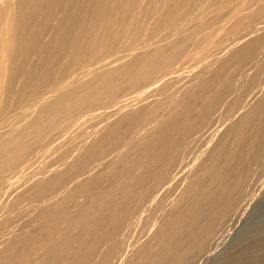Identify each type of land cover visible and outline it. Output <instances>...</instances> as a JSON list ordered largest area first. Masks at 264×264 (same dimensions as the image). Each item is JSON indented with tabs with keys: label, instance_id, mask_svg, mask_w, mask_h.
Instances as JSON below:
<instances>
[{
	"label": "bare ground",
	"instance_id": "bare-ground-1",
	"mask_svg": "<svg viewBox=\"0 0 264 264\" xmlns=\"http://www.w3.org/2000/svg\"><path fill=\"white\" fill-rule=\"evenodd\" d=\"M190 41L217 55L172 104ZM262 52L264 0H0V264H131L139 224L148 264L206 251L260 178L264 87L245 67ZM85 110L103 123L73 145Z\"/></svg>",
	"mask_w": 264,
	"mask_h": 264
},
{
	"label": "rangeland",
	"instance_id": "rangeland-1",
	"mask_svg": "<svg viewBox=\"0 0 264 264\" xmlns=\"http://www.w3.org/2000/svg\"><path fill=\"white\" fill-rule=\"evenodd\" d=\"M222 22V21H221ZM221 22H217L216 24H215V28H216V33H218L217 32V30L219 31V32H222L221 30H223V27H221V26H223V23H222V25H220L221 24ZM220 23V24H219ZM221 28H220V27ZM218 27V28H217ZM212 40H213V37L211 38ZM209 40V43H211V41L212 40ZM214 39H215V36H214ZM190 43H191V45H190ZM194 44V43H193ZM192 44V42L190 41L189 43H188V45H190V46H186V47H189V48H187V49H185V50H187L186 52L184 51V53H187V54H184V59H183V57L181 58V56H179L177 59H175V60H177V61H175L174 60V64L172 63V68H175V70L173 69V71H176L177 73H180L179 75H178V77L180 78H178V81H179V83H178V81H174V82H172V83H170V88H171V90L169 89V87L167 86L166 87V89L164 90L163 89V91H164V93H170L172 96H171V99L173 98L174 100L176 99V94H177V96L179 97L182 93V91H184L185 90V88H187L186 86H185V84L187 85V84H189L188 83V80H187V83H185L186 81V77H188L187 75L192 71V72H197V71H199L200 70V68H201V64L202 63H206V62H208L207 60H209V62L211 61L210 59H214V56H216L217 54H215L214 52H217V50H215V49H213V48H211L210 49V51L208 50H203V48H202V50L201 49H199V48H197V46L196 45H193ZM212 44V43H211ZM193 45V46H192ZM195 46V47H194ZM185 47V48H186ZM190 50H192V51H190ZM198 50H200L199 51V53H198ZM213 50H215L214 52H213ZM203 51V52H202ZM206 52V53H205ZM190 53V54H189ZM195 53V54H194ZM204 54V55H202V54ZM208 53L210 54V55H208ZM213 53V54H212ZM222 53V54H221ZM262 53H264V52H262ZM262 53L260 54V55H258L257 57H259V58H257L256 57V61L255 60H253L252 61V63L250 64V65H247L246 67H245V70L246 69H248L250 66V68L247 70V72H249V74L251 73L252 75L251 76H253V74L254 73H256V74H258L259 76H258V79H260V80H258V86L260 85H262V87H264V82H261V80L262 79H264V57H261V55H262ZM212 54V55H211ZM218 54H220V55H224V51L222 52H218ZM186 55L188 56V57H186ZM201 55H202V57H201ZM197 56V58H193V57H196ZM199 56V57H198ZM211 56H213V58H211ZM262 56H264V55H262ZM185 57H186V59H185ZM181 58V59H180ZM188 58V59H187ZM200 58H202V59H200ZM194 59H197V60H194ZM181 60H183L182 62L179 61ZM203 61L202 63L200 62V61ZM205 60V61H204ZM258 60V61H257ZM186 62V64H185V62ZM189 61V62H188ZM194 61V62H193ZM196 61V62H195ZM199 61V62H198ZM176 62H178V63H176ZM198 62V63H197ZM255 62V63H254ZM257 62H259L258 64H256ZM184 63V64H183ZM200 63V64H199ZM194 64V65H193ZM199 64V65H198ZM252 64H256L255 66L253 65L252 66ZM177 65H179V66H177ZM184 65V66H183ZM186 66H188V67H186ZM200 66V67H199ZM249 66V67H248ZM199 67V68H198ZM254 67H258L257 69H254ZM171 68V69H172ZM178 68V69H177ZM186 68V69H185ZM180 69V70H179ZM197 69V70H196ZM199 69V70H198ZM259 69V70H258ZM183 70V71H182ZM189 70H191V71H189ZM251 70V71H250ZM256 70H258V71H256ZM189 71V72H188ZM254 71H256V72H254ZM186 72V73H185ZM176 73V74H177ZM188 73V74H187ZM262 73V74H261ZM235 74H237V73H235ZM186 77H185V76ZM237 76V77H236ZM256 76V75H255ZM235 77H236V80L234 79V74H233V79H234V81H237V80H239L238 78H240V76L237 74V75H235ZM242 78V77H241ZM233 81V80H232ZM147 83H149V82H143L142 84H146V86H147ZM185 83V84H184ZM261 83V84H260ZM141 84V86H144V85H142ZM180 85V86H179ZM243 85V84H242ZM242 85H240L239 83H238V88L240 89H242L244 86H242ZM141 86H139L141 89L140 90H142L143 88L141 87ZM146 86H144L145 88H146ZM241 86V87H240ZM138 87V88H139ZM149 86H147V88H148ZM175 88V89H174ZM169 90L168 92H165L166 90ZM136 90V91H135ZM135 90H133L134 91V93H136L137 91H139V89L137 90V89H135ZM262 91L260 92V94H264V93H262V92H264V88H262L261 89ZM162 91V92H163ZM173 91H175V92H173ZM181 91V92H180ZM157 93L158 95H163V93ZM130 94V97H132V95H134V93L132 92H129ZM174 95H173V94ZM231 93H234L233 91L232 92H230V94ZM127 94H128V92H127ZM126 93L125 94H122V99H121V96L118 98V101L119 100H121V101H124L126 98H127V96H124V95H127ZM163 95V96H158V95H153L152 96V98H156V99H159V98H161V97H166V96H168V94L167 95ZM180 94V95H179ZM232 95V94H231ZM230 95V96H231ZM124 96V97H123ZM174 96H175V98H174ZM159 97V98H158ZM169 97V96H168ZM177 97V98H178ZM124 99V100H123ZM128 100H125L124 102H126V101H129V99H131V98H127ZM162 99V98H161ZM173 99H172V104L174 103V101H173ZM148 100H151L150 98L148 99ZM123 102V103H124ZM120 103H122V102H120L119 101V104ZM170 103H171V100H170ZM247 107V106H246ZM245 109H247V108H245ZM14 112V111H13ZM82 112H84V114L82 113ZM81 113H82V115H85V116H83L82 117V115L81 114H79L78 115V120H77V122H80V121H82V122H80V124L82 125V128H80L79 129V127H81V125H79V124H77V125H79V127L76 125V127L74 126L73 127V129H72V131L74 132V134H73V132H71L70 130H69V132H71L73 135H71L69 132H66L65 133V136H66V138H67V136H69V138L71 139V140H73V145L75 144V138H76V140H80L81 139V137L83 138V136L84 137H86V134H89V132L88 131H90V132H92L93 130L92 129H90V127L91 128H97L98 126L97 125H101L103 122H100L99 120H96V121H93L94 120V118H90V111H82ZM15 114V113H14ZM13 114V115H14ZM87 114V115H86ZM88 114H89V121H88V119L86 120V118L88 117ZM218 114V113H217ZM237 114V113H236ZM80 116V117H79ZM87 116V117H86ZM214 116H216V118L218 119V121L217 122H215L216 124L215 125H220V127L221 126H225V124H227V121L229 122V120H227V119H225L224 118V120H223V117H225V116H223L222 117V115L220 116V115H216V114H214ZM218 116V117H217ZM220 116V117H219ZM235 116H238V114L237 115H235ZM86 117V118H85ZM83 118V119H82ZM220 118V119H219ZM82 119V120H81ZM93 119V120H92ZM84 120H86L85 122H84ZM222 120V121H221ZM98 121V122H97ZM94 122H95V124H94ZM97 122V123H96ZM84 123V124H83ZM99 123V124H98ZM224 123V124H223ZM87 125L89 126V127H87ZM93 125L94 126H97V127H93ZM99 125V126H100ZM87 128H86V127ZM78 127V128H77ZM75 128V129H74ZM78 129H79V131H78ZM82 129V130H81ZM76 131V133H75V131ZM83 131L84 132H86V134L84 133L83 134ZM80 132H82V133H80ZM77 133H79V134H77ZM76 134V136L74 137V135ZM80 136V138L79 137H77V136ZM65 136H63V140H65L66 138H65ZM79 138V139H78ZM68 140V142H71V141H69V139H66L65 140V143H66V141ZM64 143V142H63ZM72 143V142H71ZM77 143H79V142H77L76 141V144ZM69 143H67V145L66 144H64L61 148L63 149V148H67L69 145H68ZM72 145V144H71ZM70 145V146H71ZM66 146V147H65ZM59 147V148H60ZM59 148H57V149H59ZM40 150L39 152L41 153L40 154V156L41 157H43V154H42V152H43V150H41L42 148H40L39 149V147H37L36 148V152H37V155L39 154V152H38V150ZM62 149H59L60 151H62ZM195 151H193V150H191L189 153L191 154H187V157L188 158H186V160L188 161V160H190L191 158V156L193 157L194 156V153L196 152V148H193ZM59 150H53V152H52V155H51V153L50 152H48V154L46 153V155L45 156H50L49 158H44V159H46L45 161L44 160H42L41 161V159L40 160H38V166L39 165H41L42 163H43V161L45 162V164L48 162V164H49V162L51 161L50 159H53V161L52 162H54L55 161V163H56V159L55 158H57V154L59 153H62V152H59ZM64 150V149H63ZM42 151V152H41ZM55 151H56V153H55ZM65 151V150H64ZM49 153H50V155H49ZM193 153V154H192ZM55 154V155H54ZM190 155V156H189ZM55 156V157H54ZM262 157V159H259L260 161H258L257 162V164L255 165V166H257V170H258V172H259V174H260V178H258V181H256L257 183L258 182H260V183H255V185H256V189H257V186L258 185H260V184H262V185H264V156H261ZM40 158V157H39ZM38 158V159H39ZM47 159H48V161H47ZM42 162V163H41ZM260 162V163H259ZM36 164V165H37ZM44 164V163H43ZM50 164H52L51 162H50ZM261 164V165H260ZM33 167H36L35 165L33 166ZM261 173H262V175H261ZM108 182H110V181H107V180H105V181H102V183H108ZM255 185H253L251 188H250V190H249V195L247 196L248 198H246V200L245 201H241V202H239V204H237L236 206H238V207H234L233 208V210H231V215L229 214L227 217H225V219H227L228 220V218H230V221H232V222H229L228 223V221L227 220H225V222L222 224V226H223V228L222 227H220V231L219 230H217L218 232H216V234H218V236H214L213 238H212V240H210L209 242H211V243H209L208 244V248H210V249H206V251H204V252H202V253H191L190 255H187L186 253V255L184 254L183 256H186L187 258L189 257V260H190V257H191V259L193 258L194 259V257L193 256H195V255H197L195 258H200V260H190V261H188L187 260V258L186 257H184V258H181L180 259V261L182 260L183 261V259H185L186 258V260H184V261H187V262H182L181 261V263L179 262V263H177V264H264V238H260V236L261 237H264V223H262V222H264V216H262V215H264V192H260L259 190L260 189H262L261 191H264V188H262V187H264V186H261L260 185V187L258 186V190H256L255 189ZM254 187V188H253ZM253 188V189H252ZM256 190V191H255ZM252 191V192H251ZM259 192V193H258ZM178 192H174V194L172 195V197H174L176 194H177ZM251 193H253V195L251 194ZM254 193H257V194H254ZM258 194H262V195H258ZM251 195V196H250ZM256 195H257V197H256ZM249 196H250V198H249ZM253 197V198H252ZM261 197V198H260ZM252 198V199H251ZM255 198H257V200L255 199ZM258 198H259V200H258ZM250 199H251V201H250ZM256 201V202H253V201ZM248 201V202H247ZM262 201V202H261ZM251 205H250V204ZM241 204L242 205H244L245 206V204L246 205H248V207L251 209L250 211H249V208L247 207V210H245L246 208L244 207V206H241ZM257 204H261L260 206H257ZM242 207V212H241V210H240V206ZM254 206V207H253ZM244 207V208H243ZM238 208V209H237ZM258 208V209H257ZM245 211H244V210ZM262 209V210H261ZM236 210V212H238V213H236V214H233V213H235L234 211ZM238 210V211H237ZM239 210H240V212H239ZM258 210V211H257ZM232 211H233V213H232ZM247 212V213H246ZM252 212H254V213H252ZM239 213H241V214H239ZM244 214V215H243ZM260 214V215H259ZM235 215V216H234ZM239 217H238V216ZM159 218H160V216H159V214L157 215ZM241 216V217H240ZM244 218H243V217ZM258 216V217H257ZM237 217V218H236ZM260 217V218H259ZM159 218H155V219H151V221L154 223H157L158 224V222H160L159 220ZM241 219H243V220H241ZM254 219H255V221H254ZM261 219V220H260ZM241 220V221H240ZM249 222H248V221ZM252 220V221H251ZM236 221V222H235ZM244 221V222H243ZM235 222V223H234ZM238 222V223H237ZM152 223V224H153ZM230 225L229 227H228V224ZM242 223V224H241ZM231 224H235V225H231ZM260 224V225H259ZM141 224H139V226H137V228H136V230L137 229H139L138 227H141L140 226ZM148 225V224H147ZM151 224H149L148 225V228L146 229V227L145 228H143L142 227V230H144V231H141V229L140 230H138V231H136L135 230V228H134V230H132L131 231V233L128 235V237L125 239L126 240V242H125V245L123 244V249L125 250H123L125 253H127V256L130 258V262L129 263H131V264H135L134 262H144V259H146L145 258V255L147 254V253H143V251H145L144 249H145V247H146V251H147V248L149 247V246H151V247H153V243L155 242V239H154V241H148V243H144V241H145V239L147 238H149L151 235L150 234H152L153 233V231H154V227H153V229H152V226L153 225H151V227L149 228V226H150ZM227 225V226H226ZM256 225V226H255ZM155 227H156V224L154 225ZM235 226V227H234ZM240 226V227H239ZM233 227V228H232ZM246 227V228H245ZM222 228V229H221ZM226 228V229H225ZM228 228H230V229H233V231L232 230H230V231H228L229 229ZM241 228V229H240ZM248 228V229H247ZM258 228V229H257ZM150 229V230H149ZM257 229V230H256ZM261 229V230H260ZM152 231V232H151ZM224 231V232H223ZM250 231V232H249ZM251 231H252V233H251ZM254 231V232H253ZM257 231V232H256ZM137 232V233H136ZM140 232H142V233H140ZM148 232V233H147ZM228 232V233H227ZM230 232V233H229ZM239 232V233H238ZM145 233V234H144ZM146 233H147V235H146ZM226 233H227V235H226ZM232 233H234V234H232ZM242 233H243V235H242ZM246 233V234H245ZM262 233V234H261ZM222 234V235H221ZM236 234V235H235ZM246 236H245V235ZM250 236H249V235ZM132 235V236H131ZM148 235H150V236H148ZM247 235L249 236V237H247ZM255 235V236H254ZM145 236V237H144ZM233 236V237H232ZM235 236V237H234ZM239 236V237H238ZM253 236V237H252ZM257 236V237H256ZM244 237V238H243ZM256 237V238H255ZM217 238V239H216ZM248 238H249V240H248ZM251 238V239H250ZM259 238V239H258ZM141 240V241H140ZM151 240V239H150ZM215 240L217 241V242H215ZM221 240V241H220ZM239 240V241H238ZM241 240V241H240ZM251 240V241H250ZM256 240V241H255ZM135 241V242H134ZM214 241V242H213ZM235 241V242H234ZM246 241V242H245ZM248 241V242H247ZM250 241V242H249ZM152 242V243H151ZM214 244H213V243ZM221 244H220V243ZM238 242V243H237ZM136 243H137V245H136ZM142 243H144V245H142ZM149 243H151V244H149ZM217 243H219L220 245H218ZM235 243V244H234ZM248 243V244H247ZM253 243V244H252ZM127 244V245H126ZM146 244H147V246H146ZM156 243H154V245H155ZM215 244H216V247L218 248H216V247H214L215 246ZM141 245V246H140ZM219 247H218V246ZM244 245V246H243ZM247 245V246H246ZM254 245V246H253ZM258 245H259V247H258ZM135 246H140L139 248H141V250L139 249V251H138V249H136V247ZM143 247H144V249H143ZM212 247V248H211ZM251 247H252V249H251ZM258 247V248H257ZM129 248V249H128ZM216 248V249H215ZM128 249V250H127ZM142 249H143V251H142ZM218 250V251H217ZM257 250V251H256ZM128 251V252H127ZM137 251V252H136ZM145 251V252H146ZM209 251V253H210V255L209 254H207V252ZM211 251V252H210ZM254 251H256V252H254ZM136 252V253H135ZM213 252H214V254H213ZM217 252V253H216ZM259 252V253H258ZM140 253V254H139ZM216 253V254H215ZM218 253H220L219 255H218ZM188 254H189V252H188ZM195 254V255H194ZM206 254V255H205ZM249 254V255H248ZM198 255L200 256V255H202L201 257H198ZM208 255V256H207ZM222 255H223V257H222ZM182 256V257H183ZM203 256H205L206 257V259H205V257H203ZM131 257H132V259H131ZM208 257V258H207ZM219 257H221V258H219ZM236 257V258H235ZM142 258H144V259H142ZM203 258V259H202ZM219 258V259H218ZM96 259V258H95ZM95 259H93L95 262H97L98 264H100L99 263V261L98 260H95ZM134 259H136V260H134ZM205 259V260H204ZM140 260H142V261H140ZM94 261H92V262H94ZM148 261V260H147ZM195 261V263H193ZM198 261V262H197ZM133 262V263H132ZM146 262V261H145ZM144 262V263H145ZM97 263H94V264H97ZM91 264H93V263H91ZM102 264V263H101ZM145 264H148V262H146Z\"/></svg>",
	"mask_w": 264,
	"mask_h": 264
}]
</instances>
